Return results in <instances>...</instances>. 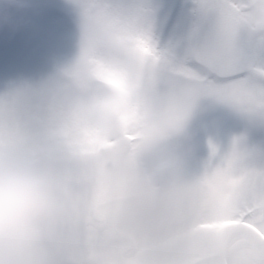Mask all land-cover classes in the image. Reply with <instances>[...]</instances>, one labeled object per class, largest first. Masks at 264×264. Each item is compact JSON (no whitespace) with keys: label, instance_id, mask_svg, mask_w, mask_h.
I'll use <instances>...</instances> for the list:
<instances>
[{"label":"snow or ice","instance_id":"1","mask_svg":"<svg viewBox=\"0 0 264 264\" xmlns=\"http://www.w3.org/2000/svg\"><path fill=\"white\" fill-rule=\"evenodd\" d=\"M264 0H0L9 34L55 10L78 54L53 79L0 85V155L51 175L50 212L0 235V264H237L226 220L264 225ZM194 136L185 174L127 226V174L158 120ZM77 174L91 177L77 181ZM253 264L264 241L251 239Z\"/></svg>","mask_w":264,"mask_h":264},{"label":"clouds","instance_id":"2","mask_svg":"<svg viewBox=\"0 0 264 264\" xmlns=\"http://www.w3.org/2000/svg\"><path fill=\"white\" fill-rule=\"evenodd\" d=\"M244 24L251 36H264V9H255ZM202 112L198 105H191L185 109V123L157 121L162 133L142 145L127 174L132 203L147 211L166 187L185 174L194 136L191 121ZM86 176L77 174L76 179L86 183ZM53 202L54 184L47 170L21 155H0V233L47 215Z\"/></svg>","mask_w":264,"mask_h":264},{"label":"rangeland","instance_id":"3","mask_svg":"<svg viewBox=\"0 0 264 264\" xmlns=\"http://www.w3.org/2000/svg\"><path fill=\"white\" fill-rule=\"evenodd\" d=\"M53 1L60 2V0ZM42 2L45 5L51 3L50 0H43ZM39 5L42 3L40 2ZM45 12L50 15L58 14L51 9H46ZM45 12L34 16L30 22L20 25L12 34L0 27V58L4 56L5 51L10 53L7 59L0 60V85L6 79L34 83L33 78L27 76L28 71L25 72L26 59L27 62H30L29 69L35 71H31L35 75V81L39 83L47 81L44 74H49L52 79L56 78L54 74L56 70H63L75 59L79 49L78 39L73 37V30L70 34L73 36L70 37L60 29L61 26L65 27L67 24H61L58 27L57 23H53L52 17L47 16ZM55 20L57 21V19ZM32 55L33 57L30 58ZM5 68L8 69V72L3 74ZM58 72L61 74L62 71ZM90 180L91 177L86 176V181L89 182ZM22 226L18 227L17 230ZM17 230H13L12 233Z\"/></svg>","mask_w":264,"mask_h":264},{"label":"flooded vegetation","instance_id":"4","mask_svg":"<svg viewBox=\"0 0 264 264\" xmlns=\"http://www.w3.org/2000/svg\"><path fill=\"white\" fill-rule=\"evenodd\" d=\"M127 202H128V210H127V226L130 231H135L139 226V217H138V209H143L141 205L132 203L129 198V187H127ZM231 222H234L241 226L247 227L248 230L240 231L235 241L233 242L231 250L235 254L237 264H253V257L255 256V250L251 246V239L257 238L258 235L261 241H264V225L257 227L253 223H249L246 221H242L240 218L237 219H229ZM226 220L225 222L229 221ZM222 225V224H221ZM220 225V227H221ZM228 233H226V236Z\"/></svg>","mask_w":264,"mask_h":264}]
</instances>
